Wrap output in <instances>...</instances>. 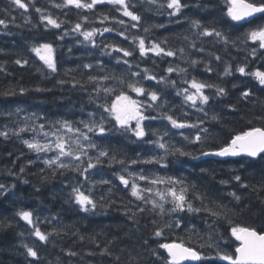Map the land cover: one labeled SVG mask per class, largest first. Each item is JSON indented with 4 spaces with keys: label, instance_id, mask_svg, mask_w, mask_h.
Masks as SVG:
<instances>
[{
    "label": "trees",
    "instance_id": "trees-1",
    "mask_svg": "<svg viewBox=\"0 0 264 264\" xmlns=\"http://www.w3.org/2000/svg\"><path fill=\"white\" fill-rule=\"evenodd\" d=\"M23 2L29 3V0ZM62 3L63 0H34L25 11L12 0H0V19L7 25H0V67L4 69L0 71V132L12 125L17 126L23 117L38 122L67 120L73 127L87 132L80 121H99L103 116L106 131L87 133L97 145L89 149L93 160L100 150H107L109 155L101 157L102 163L81 175L71 169L45 165V160L37 157L20 141L21 138L0 136V185H4L0 189V264H164L167 253L159 249L158 244L180 242L179 238L203 255L213 257L189 264H227L215 257V249L200 247L206 245L211 236L212 242L219 241L221 251L234 250V238L229 239L231 226L223 215L218 219L205 211H185L158 216L147 210L151 204L145 205L131 196V187L122 184L119 175L131 178L129 174L132 173L150 179L158 176L183 180L184 186L189 188L188 198L196 207L202 205L193 193L203 195L204 205L214 210L226 211L218 209V204L227 205L228 210L235 209L227 213L234 223L264 228V159L218 160L200 155L202 150L225 145L240 131L254 126L264 127V85L255 77L237 71L238 67H245V73L257 69L264 71V49L246 37L247 32L264 24V14L249 22L237 23L227 15L228 0H181L186 7L175 16L169 15L173 10L167 8V0H157L156 4L148 0H126L129 10L141 17L137 22L124 16L120 5L106 2L91 10L71 5L55 7ZM36 8L42 9V13L36 12ZM41 14L51 15L61 26L56 28L47 24L46 20H41ZM104 16L108 19L104 20ZM83 17H87V21ZM120 20L125 23H118ZM193 20H199L203 27L222 32L228 43L214 35H200L202 28H193ZM77 23L82 25L79 32L73 31ZM133 24L136 27H132ZM93 28L112 30L95 34L92 41L86 40L81 33ZM121 32L124 36L120 35ZM133 37H143L146 47L159 42L166 50L176 51V55L157 56L148 52L142 57L138 40L134 41ZM42 43H50L54 48L57 65L54 73L31 51L33 45ZM193 43L195 47H192ZM106 45L125 48L133 55L123 57L122 53ZM181 48L183 53L179 51ZM254 48L256 52L253 54ZM17 59L28 63L17 65ZM124 59L129 64L123 63ZM193 60L198 63L193 65ZM87 64L92 67L85 68ZM170 66L187 71L169 73ZM226 66L231 68L230 75L224 74ZM208 68L212 70L208 71ZM144 69L157 79H145ZM133 72L140 75L134 77ZM105 75L110 79L89 80V76ZM161 77L165 81L158 82ZM120 78L124 84L120 83ZM193 78L223 87L226 95L218 96L216 87H206L203 91L209 96L208 103L201 105L197 101V105L192 106L190 101L184 100L183 94L177 93L184 88L195 91L190 88V83H184ZM129 81H139L138 86L145 89V94L138 95L127 88ZM168 81H175V85ZM104 87L117 91L105 94ZM21 89H24L23 93ZM120 90L138 101L146 117H155L143 121L147 135L142 139L120 128L99 106L113 101ZM150 91L157 92V101L150 100L147 95ZM244 91L251 93L247 99L241 96ZM149 104L153 106L148 107ZM228 105H235L237 110L232 111ZM162 114L199 126L173 128ZM213 115L219 120H213ZM131 124L134 126L135 121ZM201 128H207L208 132H202ZM197 134L202 138L200 142H195ZM160 137H163L161 142L169 146L167 153L155 143ZM175 148L192 155L182 156L173 150ZM113 156L116 159L110 162ZM160 157L164 159L155 162ZM120 160L124 163H119ZM132 160L138 162L132 164ZM146 160L152 162L145 163ZM87 161L81 164V169L86 167ZM236 175L241 181L234 179ZM136 180L142 186L148 184L147 187H152L153 194L167 186ZM221 180L228 183L221 184ZM180 186L176 185L177 188ZM73 187L90 195L96 208L83 211L72 196ZM232 192L241 197L240 202L234 200L230 195ZM138 207L146 210L139 212ZM20 211L32 213V225L18 215ZM133 213L135 216L130 219ZM176 219L181 222L179 228H166L162 237L153 235L157 227L165 222L174 225ZM153 220L157 223L153 224ZM34 226L44 233H51L46 242L33 234ZM221 237L229 243L225 244ZM24 245L33 247L38 258L28 256ZM154 249L162 259L152 254ZM69 252L76 255H69Z\"/></svg>",
    "mask_w": 264,
    "mask_h": 264
},
{
    "label": "snow or ice",
    "instance_id": "snow-or-ice-1",
    "mask_svg": "<svg viewBox=\"0 0 264 264\" xmlns=\"http://www.w3.org/2000/svg\"><path fill=\"white\" fill-rule=\"evenodd\" d=\"M109 3L113 5H120L122 7L123 15L126 17H129L132 21H140L141 17L134 13L133 11L129 10V6L126 3V0H90V2H85V0H63L62 4H56L55 7L62 8L67 6H75L77 9H93L98 4L103 3ZM151 4H156L157 0H148ZM12 3L16 5L17 7L24 9L27 11L29 7V3H34V0H29V3H24L23 0H12ZM163 6V5H161ZM167 8L172 9L173 11L169 13L170 16H175L181 12V10L186 7V5L181 3V0H167ZM36 12L42 13V9L36 8ZM119 10V9H118ZM256 14H264V0H259V2H256V0H228V10L227 15L233 20V21H243L246 20L249 17H255ZM84 21H87V17L82 18ZM104 20L108 19L107 16L103 17ZM41 20H46L47 24L52 25L53 27L59 28L61 25L60 23L51 17V15H43L41 14ZM120 24H124L125 21L120 20L118 21ZM192 27L201 29L202 31L199 33L202 36H215L218 38H222L223 42L225 44L228 43V40L226 37H224L223 33L220 31H217L215 28L209 29L207 27H203L201 22L199 20H193ZM0 25H4L5 27L6 22L3 19H0ZM82 25L80 23H77L73 29V31L79 32L81 30ZM132 27H136V24H133ZM112 29L104 28L102 31L97 28H93L90 31H83L81 34L84 36L86 40L92 41L95 34L103 32L111 31ZM145 32L148 31L147 28L144 29ZM121 36H124V33H120ZM247 39L258 42V46L261 49H264V24L258 25L255 29L250 30L246 33ZM127 39V37H125ZM185 39H187L185 37ZM134 41L138 40V48L139 53L143 57L148 52H152L157 56H160L161 54L165 56H175L176 51L174 50H166L164 47L161 46V43L159 42H152L150 46L146 47L145 39L143 37H133ZM94 43V41H93ZM166 43V41L164 42ZM106 47L111 48L113 51L117 53H122L123 57H130L133 55V52L130 50H127L125 48L118 47L116 45H106ZM192 47H195V44H192ZM31 51L36 54V56L43 62V64L46 66L47 69H49L51 72L57 71V65L54 58V48L52 44L50 43H42L38 45H33L31 48ZM181 53H183L184 49H179ZM200 51H203V49H200ZM256 52V49H253V54ZM217 60L220 59V57H216ZM15 63L17 65H25L28 63L27 60H21L17 59L15 60ZM123 63L129 64V61L124 59ZM193 65L198 63V61L193 60L191 62ZM131 67V65H129ZM85 68H91L92 65L87 64L84 65ZM4 69L0 67V71H3ZM211 68H208V71H211ZM39 71V69H38ZM174 71H179L180 73H186V69L184 68H173L168 67L167 72L172 73ZM237 71L241 74H248L253 77L259 82V84L264 85V71H261L257 69L254 72L251 73H245V67H238ZM144 78L155 80L157 79L154 75H149L148 70L144 69ZM225 75L231 74V68L230 66H226L224 70ZM132 76H139V72H133L131 73ZM110 79L109 76L105 75L102 77H95V76H89V80H108ZM165 81L164 77L160 78V81ZM172 85H175V81H168ZM60 83H64V81H60ZM78 83V82H76ZM120 83L124 84L123 78H120ZM184 83H190V88L194 89L195 91H190L189 88H184L180 90L177 94H183L184 100L186 102L190 101L192 106L197 105V101H199V104L205 105L209 101V96L204 94V89L206 87H216V94L218 96L226 95L225 89L223 87L214 86V85H208L204 82L197 81L195 78H193L190 82L185 80ZM139 81H129L127 82V88L131 89L138 95H144L145 89L141 86H138ZM39 90V89H38ZM103 92L105 94H112L115 93L117 90L111 87H104ZM21 92H24V89H21ZM8 93H5L7 95ZM251 93L249 91H244L241 93V96L244 99H247ZM147 95L150 97V100L152 102H155L158 100V94L155 91H150L147 93ZM101 108L104 109L105 112H107L112 119L115 120L116 124L124 129L125 131H131V133L137 137L138 139H142L147 135L145 126L143 124V121L146 119H155V117H146L142 111L141 106L138 103L137 100L132 99L129 95H127L123 90H120L118 94L115 95V99L111 101L110 103H105L99 105ZM152 104H149L148 107H152ZM228 107L232 111H236L235 105H228ZM199 111H203V108H198ZM19 111V109H17ZM35 115V114H33ZM94 115V114H90ZM165 119H167L173 128L177 129H183L185 127H198V124H188L186 122H179L177 119L173 118L171 115L162 114ZM207 115V113H205ZM213 120H219V117L217 115L212 116ZM258 119H262L259 118ZM104 120L105 118L101 116L99 121H96L95 119H90L88 122L80 121V123L83 124L84 128L87 129V132L82 131L80 128L73 127L72 122L63 120L58 121L61 125V128L66 129L70 133H78L79 137L75 140H72L71 138L66 139L63 135H58V132L60 129H56V131L52 132L51 135L55 136V143L52 142H46L41 143L38 140H24L23 143L30 149L37 153L40 152H50L55 151L56 155L54 158L47 159L44 161L45 165L49 167L55 166L58 169H71L76 172H80L81 175H84L88 172L89 169L95 168L98 164L102 163L101 157H108L109 153L107 150H100L98 155L94 158L88 157L87 165L83 169H81L80 164H72V163H65L62 158H71L74 161H81L82 156H87L88 153L86 151L85 144L81 142L80 137H82L83 141H87V148H96L97 145L91 141V138L88 136V132H93L94 130H98L100 133H104L106 131L104 127ZM132 121H135V125L133 126L131 124ZM200 123H203L201 121ZM251 123V121H249ZM44 125H39V128L41 131L44 129ZM52 127H55L53 125ZM27 128H20L19 132L27 131ZM35 131V129H32ZM201 131L204 133L208 132L207 128H201ZM155 135V133H153ZM43 135L47 137L49 135L48 132H43ZM167 135V133H165ZM0 136H4L7 138L8 132H0ZM185 139H188L187 136L184 137ZM163 137H160L155 143L158 145L160 149L165 150L167 153L170 149L169 146L166 143L161 142ZM201 136L197 134L195 136V142L201 141ZM191 142V141H190ZM175 152H178L182 156H191V153L184 152L180 148L173 149ZM201 156H209V155H215L219 157H248V158H261L264 159V127H250L247 130L240 131L239 133L233 135L228 143L225 145L219 147L215 150H209L204 151L202 150L200 152ZM115 156L110 158L111 160H115ZM155 159V158H153ZM164 158L160 157L159 160H156L155 162L159 163ZM119 163L123 164L124 161L120 160ZM137 160H132V164H136ZM145 163H150L152 160H146ZM81 163H83L81 161ZM24 169L21 168V172H23ZM129 176L131 177V196L135 197L137 200L142 201L143 204H151V208L147 209L150 212L155 213L158 216H172L174 214L180 213V212H189V213H198L201 211L208 212L211 216L217 217L218 219L223 215V218L229 223L230 227V238H234L232 241L233 244H235L234 250L231 252L228 251H221L219 246V241L212 242L211 236H209V242L206 243V245H200V247H209L215 249V257L219 260L226 261L227 264H264V228L257 229L256 227L250 226V225H240L237 223H234L230 216L227 214L229 211L234 212L235 209L228 210L227 205L218 204V209H224L223 213L217 210H214L213 208L208 207L207 205H204V196L199 193H193V196L195 199H198L201 201L202 207H196L193 202L188 198V192L189 188L187 186H184L183 180L174 179L172 177L168 178H162V177H155V178H149L145 175H139L138 177L135 174L130 173ZM85 179L87 177L85 176ZM119 179L122 184H124L126 187L129 186L130 180L126 179L125 176L119 175ZM136 179L139 180H146L151 185H159V184H168L170 185L167 187L164 191L156 190L154 195L158 197L159 199H153L151 196H145L144 193H153L152 187H144L141 188L137 183ZM236 181H241V177L239 175H236L234 177ZM103 183H107V181H103ZM221 184H227L228 181L221 180ZM176 185H181L179 188L176 187ZM242 187H248L247 184H241ZM4 185H0V189H3ZM230 195L234 198L235 201L240 202L241 197L237 195V193L232 192ZM72 196L74 197V200L76 204L80 206V208L87 212L91 209L96 208V203L94 200L90 197V195H85L84 192L80 190L78 187L72 188ZM171 198L170 200L168 198ZM215 203V202H214ZM165 204H170V208H166ZM146 209L144 207H138L137 211L144 212ZM127 214V213H126ZM18 215L25 220L28 224L32 225V213L29 211H20ZM135 216V213H133V216L130 217L133 218ZM153 224H156L157 221L153 220ZM175 226L176 228H179L181 226V222L179 219H176L173 223L165 222L162 226L157 227L153 235L155 237H162L164 234V230L166 228H172ZM33 234L42 242H46L48 240L49 235L51 233H44L42 232L38 227L34 226ZM180 242L172 241L168 243H159L158 248L163 249L167 253V258L164 259V264H183L184 261H201L203 260H210L213 257L212 256H205L203 253L198 251L197 249L187 246L182 238H179ZM221 240H224L223 237H221ZM147 243V241H145ZM225 244H228V240H224ZM24 247L27 249V254L30 257L38 258V252L28 245H24ZM104 252L107 253L108 249L105 248ZM152 254L156 256L158 259H162L160 257L159 253L154 249L152 250ZM69 255H76L75 252H69ZM119 260V257L116 258Z\"/></svg>",
    "mask_w": 264,
    "mask_h": 264
},
{
    "label": "rangeland",
    "instance_id": "rangeland-1",
    "mask_svg": "<svg viewBox=\"0 0 264 264\" xmlns=\"http://www.w3.org/2000/svg\"><path fill=\"white\" fill-rule=\"evenodd\" d=\"M58 121L61 120H50L49 122L46 120H42L40 122H38L37 120L33 119V118H25L23 117L22 119L19 120V123L17 126L12 125V127H7L6 129L2 130V132H8L9 136H16L18 138H21V142L23 143L24 140H38L41 143H46V142H52L53 144L55 143V136H52L51 133L56 131V129H60V131L58 132V135H63L66 139L71 138L72 140H75L79 137L78 133H70L68 132L66 129L61 128V125L59 123H57ZM43 124L45 127L43 129V131L40 130L39 125ZM53 125H55V127H52ZM20 128H27V131L24 132H19ZM32 129H35V131H33ZM43 132H48L49 135L47 137H45L43 135ZM81 142L85 144L86 147V151L88 153L87 156H82L81 157V161L84 163V161L87 159L88 157H92V155L90 154V149L87 148V141H83L82 137H80ZM34 153H36L37 157L42 158L43 160H47V159H51L54 158V156L56 155L55 151H50V152H40L37 153L34 151ZM64 160L65 163H72V164H83L81 163V161H74L71 158H62ZM130 180L129 186L131 187V178H126ZM136 183L140 186V187H147L149 186L148 184H143V186L141 184L138 183V181L136 180ZM170 185L167 184V186L163 187L161 191H164L167 187H169ZM147 196H151L153 199H159L158 197H156L153 193L151 194H147ZM169 200L171 199L170 197L168 198ZM168 207L166 208H170L171 205L170 204H165Z\"/></svg>",
    "mask_w": 264,
    "mask_h": 264
},
{
    "label": "water",
    "instance_id": "water-1",
    "mask_svg": "<svg viewBox=\"0 0 264 264\" xmlns=\"http://www.w3.org/2000/svg\"><path fill=\"white\" fill-rule=\"evenodd\" d=\"M256 15H258V14H256ZM252 18H254V17H249L246 20L237 21V22H244V21H247V20H251ZM213 150H215V149H213ZM206 157H210V158H214V159H218V160H226V159L238 158V157H219V156H215V155H209V156H206ZM255 159H257V158H255ZM194 262H197V261H190V260L189 261H184L183 264H185V263H194Z\"/></svg>",
    "mask_w": 264,
    "mask_h": 264
}]
</instances>
